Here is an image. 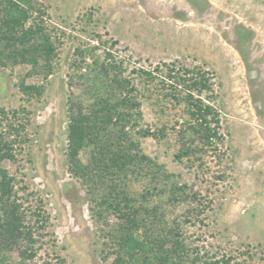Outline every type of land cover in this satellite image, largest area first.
Wrapping results in <instances>:
<instances>
[{
  "label": "rangeland",
  "instance_id": "rangeland-1",
  "mask_svg": "<svg viewBox=\"0 0 264 264\" xmlns=\"http://www.w3.org/2000/svg\"><path fill=\"white\" fill-rule=\"evenodd\" d=\"M34 3L44 11L40 19L55 46L51 72L46 77L40 63L34 68L29 63L0 65V106L16 110L13 120L26 122L16 160L4 166L15 177L26 221L34 218L32 211L40 214L34 221L36 254L23 258L14 249L11 263L110 264L115 256L114 236L121 223L117 212L102 204V214L95 215L88 187L70 174L66 162V100L69 93L82 91L80 85L67 83L68 77L86 73L91 60L82 62L77 49L99 45L95 55L102 59L101 52L110 51L114 60L123 61L127 74L171 61L207 73L212 91L204 97L217 113L222 138L201 151L199 163L174 156L180 144L172 127L183 119L175 103L166 101L160 113L150 100H142V118H131L128 136L138 155L157 158L202 196L192 206H167L161 224L164 230L177 224L188 257L264 264V0ZM37 15L27 25L39 21ZM21 79L41 86V94L23 93ZM162 125L167 133L159 139L138 133L140 128L156 131ZM143 230L151 239L160 227L149 230L146 225Z\"/></svg>",
  "mask_w": 264,
  "mask_h": 264
},
{
  "label": "trees",
  "instance_id": "trees-1",
  "mask_svg": "<svg viewBox=\"0 0 264 264\" xmlns=\"http://www.w3.org/2000/svg\"><path fill=\"white\" fill-rule=\"evenodd\" d=\"M34 2L0 0V65L29 63L34 68L40 63L47 77L55 46L40 19L44 11ZM35 12L39 21L34 19L27 25ZM115 43L114 40L112 44ZM98 46L77 49L82 62L84 58L91 60L86 73L68 77L67 83L80 85L82 91L69 93L66 100V162L70 174L88 187L86 192L95 201V215L100 216V207L106 204L121 220L110 264H219L221 260L229 264V257H188V245L184 238H178L181 235L177 224L163 229L167 206H189L201 202L202 196L185 182L182 184L178 175L169 172L157 158L138 155L134 150L137 145L126 129L131 118H142V100H150L153 109L160 113H164L166 101L175 103L180 106L183 119L176 121L178 128L172 127L180 144L174 156L179 160L192 157L199 163L201 151H208L222 138L217 113L204 97V93L212 91L210 77L200 67H187L176 61L157 64L152 70L137 67L127 74L123 61L114 60L110 51L103 50L102 59L95 55ZM19 84L26 94L39 95L43 90L24 79ZM17 116L16 110L0 106V264H14L10 257L14 249L23 258L33 257L37 251L33 246L39 240L34 221L39 220L40 214L32 211L34 218L26 221L15 177L4 166L5 162L16 160V145L23 140L26 122L13 120ZM162 126L156 131L140 128L138 133L159 139L167 133ZM223 176L220 173L219 177ZM203 199L209 203L207 196ZM146 225L149 230L155 226L160 230L150 239L147 232L140 231Z\"/></svg>",
  "mask_w": 264,
  "mask_h": 264
}]
</instances>
